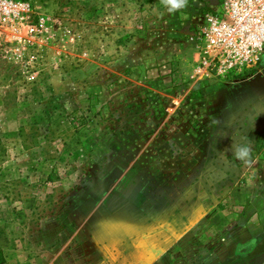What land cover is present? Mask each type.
<instances>
[{"label": "rangeland", "instance_id": "1", "mask_svg": "<svg viewBox=\"0 0 264 264\" xmlns=\"http://www.w3.org/2000/svg\"><path fill=\"white\" fill-rule=\"evenodd\" d=\"M28 1L45 33L0 37L6 264H129L130 252L134 261L137 250L158 245L154 226L176 227L182 221L171 219L183 212L191 213L192 229L178 238L189 239L178 255L195 264L214 252L216 236L230 224L231 193L247 183L244 164L232 156L233 129L217 133L201 123L203 94L175 110L178 85L154 87L192 48L186 32L197 23V7L216 0H188L176 12L161 0ZM216 10L221 18L220 4ZM262 68L264 57L255 70L212 82L240 87ZM159 70L167 73L148 79ZM153 117L157 122H147ZM252 139L241 141L251 150L248 164L264 161ZM159 246L160 263L168 264L171 252Z\"/></svg>", "mask_w": 264, "mask_h": 264}, {"label": "crops", "instance_id": "2", "mask_svg": "<svg viewBox=\"0 0 264 264\" xmlns=\"http://www.w3.org/2000/svg\"><path fill=\"white\" fill-rule=\"evenodd\" d=\"M196 60L197 55L192 48L186 51L182 57L175 58L178 64L168 65L170 67L168 75L158 80L154 89L158 90L164 82H170L173 86L178 85L176 90L173 89L176 96L172 97L176 103L175 110L184 104L186 97L203 94L202 102H205L206 114L201 123H205L207 129L212 127L218 133L226 127H232L230 142L241 143L245 138L251 137L256 143L257 132L264 129V68L252 79L244 81L245 83L239 87L236 81L212 82L213 80L200 78L195 72ZM166 73L165 70L161 74ZM211 108H216L214 113ZM146 120L152 124L157 122L154 117ZM170 120L173 121L172 118ZM241 120L248 124L247 129L245 126L240 129L238 125ZM177 127L180 128L179 125ZM178 134L181 135V132ZM174 137L176 136L174 135ZM259 137L262 139L261 136ZM257 151H260L261 156L264 155V143ZM181 152L184 156L191 155L190 150L186 148ZM183 163L185 164L184 170L188 171L187 160L185 159ZM253 166H258L259 169L253 168ZM242 171L245 173L244 175H247V183L239 189L233 190L231 199L229 197L226 199L231 201V204H227L229 206L226 208L231 212L228 216L231 219L229 220L230 224L224 226L216 236L218 243H216L214 252L203 253L195 264H264V161L255 160L253 164L244 165ZM249 173L251 174L249 175ZM204 211L206 212V209L203 207L195 220H199ZM176 219L182 221L176 227L173 225L170 227L154 226L153 233L157 238L158 245H150L146 249L141 248L137 252L135 251L138 253V257L134 261L131 257L132 252H130L131 254L125 257L128 259V263L161 264L159 252L162 250L159 245L162 244L163 250L171 252L168 264H186L178 255V249L181 246L187 247L189 239L178 238L183 236L186 238L187 232L192 229L191 213H175L171 220L176 221ZM189 248L191 249V246ZM193 254L195 253L193 252ZM192 263L193 260L189 262V264Z\"/></svg>", "mask_w": 264, "mask_h": 264}, {"label": "built area", "instance_id": "3", "mask_svg": "<svg viewBox=\"0 0 264 264\" xmlns=\"http://www.w3.org/2000/svg\"><path fill=\"white\" fill-rule=\"evenodd\" d=\"M222 7L220 18L216 7ZM28 0H0V37L9 41L40 37L44 20L36 17ZM197 23L187 30V42L195 50V72L205 80L242 76L258 68L264 57V0H216L197 7ZM211 10L212 12H204ZM162 70L148 79L161 77ZM161 74V75H160Z\"/></svg>", "mask_w": 264, "mask_h": 264}, {"label": "clouds", "instance_id": "4", "mask_svg": "<svg viewBox=\"0 0 264 264\" xmlns=\"http://www.w3.org/2000/svg\"><path fill=\"white\" fill-rule=\"evenodd\" d=\"M169 12H176L187 7L188 0H161ZM250 147L246 143H235L232 146V156L240 163L247 165L250 162Z\"/></svg>", "mask_w": 264, "mask_h": 264}, {"label": "trees", "instance_id": "5", "mask_svg": "<svg viewBox=\"0 0 264 264\" xmlns=\"http://www.w3.org/2000/svg\"><path fill=\"white\" fill-rule=\"evenodd\" d=\"M264 143V139H261L260 137L257 138L256 141V149H260V147L263 145ZM51 178V177H48ZM6 260L5 257L3 255V251L0 249V264H5Z\"/></svg>", "mask_w": 264, "mask_h": 264}, {"label": "water", "instance_id": "6", "mask_svg": "<svg viewBox=\"0 0 264 264\" xmlns=\"http://www.w3.org/2000/svg\"><path fill=\"white\" fill-rule=\"evenodd\" d=\"M216 2V1H215Z\"/></svg>", "mask_w": 264, "mask_h": 264}]
</instances>
